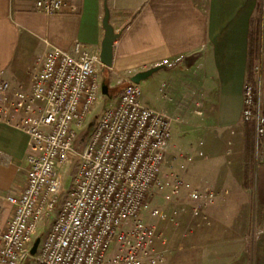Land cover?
Masks as SVG:
<instances>
[{
  "label": "crops",
  "instance_id": "0c3cea01",
  "mask_svg": "<svg viewBox=\"0 0 264 264\" xmlns=\"http://www.w3.org/2000/svg\"><path fill=\"white\" fill-rule=\"evenodd\" d=\"M35 1L0 0V80L28 85V66L52 48L70 51L75 42L100 54L108 15L119 37L111 67L101 68L103 95L112 106L135 74L155 69L140 84L157 85L155 109L174 120L166 157L182 172L180 156H190L196 172L186 169V178L200 188L202 178L217 194L208 208L209 230L184 209L178 227L159 222L173 250L164 264H264L250 249L264 225V160H257L255 148L247 182L252 132L242 120L253 17L261 19L262 64L264 0H68L77 12L50 15L37 13ZM28 152V135L0 123L2 229L12 214L7 196L25 186Z\"/></svg>",
  "mask_w": 264,
  "mask_h": 264
},
{
  "label": "built area",
  "instance_id": "2783aa9c",
  "mask_svg": "<svg viewBox=\"0 0 264 264\" xmlns=\"http://www.w3.org/2000/svg\"><path fill=\"white\" fill-rule=\"evenodd\" d=\"M34 9L44 15L77 12L68 0H36ZM102 66L100 54L75 42L70 51L52 48L28 66V85L0 80V123L29 138L25 186L6 198L12 214L0 228V264H23L32 256L35 264H164L173 250L159 222L178 227L184 209L205 230L211 228L208 208L217 194L202 178V188L186 178V169L196 172L188 155L180 156L182 172L163 169L174 120L141 103L140 82L129 80L116 104L104 108L82 151L74 150L75 128L102 93ZM260 98V87L247 81L242 120L255 123L258 161L264 160ZM70 157L71 185L63 194L62 172ZM53 214L31 255L42 219Z\"/></svg>",
  "mask_w": 264,
  "mask_h": 264
},
{
  "label": "rangeland",
  "instance_id": "374dc122",
  "mask_svg": "<svg viewBox=\"0 0 264 264\" xmlns=\"http://www.w3.org/2000/svg\"><path fill=\"white\" fill-rule=\"evenodd\" d=\"M120 27V26H119ZM122 29V26L119 28ZM103 68V66H102ZM102 69L100 72V79L102 80ZM104 82V80H103ZM121 82V81H119ZM129 81H127V83L125 85L128 84ZM147 81H142L141 85L143 87V94L141 97V100L143 102V104L147 105L148 107H151L152 109H155V107L158 108L157 106V100L154 97V94L157 91V85L156 84H147ZM117 85H121V84H117ZM124 87V86H123ZM120 90V87L117 88L116 91L113 92V90L110 91V93L112 94H116L117 91ZM109 101H111V99H109V97H107L106 95H103L101 92L99 94L98 100L95 104V106L92 108L90 114L87 116V118L85 119V121L83 122V124L79 127H76V143H75V148L74 150L78 153H80L86 143V141L88 140V137L90 136V133L92 132V129L94 128L97 120L99 119L101 113L103 112L104 108L110 106ZM197 138H194V141ZM197 142H199L198 140H196ZM196 142V143H197ZM170 167H173L174 171H178L179 168H175L176 165L173 164L172 162V158L170 156H167L165 158V163L163 165V169L165 171H171ZM73 168H74V158L70 157L69 161L66 163V166L64 168V171L62 172V179H63V184L61 186L60 189V193H66L71 185V179H72V172H73ZM257 201L254 200L252 202L253 204V216L257 215V211H256V203ZM159 205H163L162 203H160ZM148 213V212H145ZM262 216L263 222H264V214H260ZM54 220V214L51 216H46L42 219L39 227H38V233H37V237L41 238V241L44 237V234L46 232V230L48 229V227L51 225V223ZM150 221H156L158 219L154 218V219H149ZM162 222H166V221H162ZM188 232H192L194 230H190L188 229ZM257 235L255 236V238L253 239V244L250 246L251 251L254 253V255L259 254L263 259H264V231H259L258 233H256ZM35 238V239H36ZM40 248V245H39ZM35 256H32V258L30 259V261H25L23 264H35L34 261Z\"/></svg>",
  "mask_w": 264,
  "mask_h": 264
},
{
  "label": "trees",
  "instance_id": "16d2710c",
  "mask_svg": "<svg viewBox=\"0 0 264 264\" xmlns=\"http://www.w3.org/2000/svg\"><path fill=\"white\" fill-rule=\"evenodd\" d=\"M261 19L253 17L251 20V29L249 35V58H248V71L247 80L253 83L256 88L260 87L261 98H260V112L264 116V26H263V48H262V64L261 58ZM260 68V79L261 83L258 84L259 69ZM125 87V85H124ZM123 87V88H124ZM248 129L251 130V138L248 140L247 153H246V181L252 177V163L254 162L256 140H255V123L253 121L246 122ZM254 132V134H253ZM246 184V183H245Z\"/></svg>",
  "mask_w": 264,
  "mask_h": 264
},
{
  "label": "water",
  "instance_id": "95a60500",
  "mask_svg": "<svg viewBox=\"0 0 264 264\" xmlns=\"http://www.w3.org/2000/svg\"><path fill=\"white\" fill-rule=\"evenodd\" d=\"M103 27L105 29V36L102 43L100 60L103 66L111 67L112 58H113V44L119 37V34L116 33L113 27L110 25L108 15H106L105 19L103 20ZM154 71L155 69H150L148 71L135 74L131 80L135 83H139L141 80L147 78ZM102 94H107L106 89L103 86H102ZM40 241H41L40 237H37L34 240L30 250L31 255H35L37 253Z\"/></svg>",
  "mask_w": 264,
  "mask_h": 264
}]
</instances>
